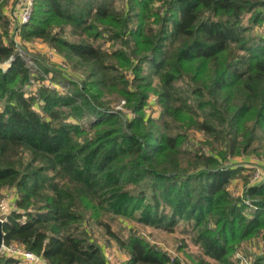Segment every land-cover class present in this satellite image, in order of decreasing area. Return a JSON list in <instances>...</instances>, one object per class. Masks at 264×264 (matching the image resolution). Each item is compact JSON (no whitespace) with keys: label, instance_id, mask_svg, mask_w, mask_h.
I'll return each instance as SVG.
<instances>
[{"label":"trees","instance_id":"16d2710c","mask_svg":"<svg viewBox=\"0 0 264 264\" xmlns=\"http://www.w3.org/2000/svg\"><path fill=\"white\" fill-rule=\"evenodd\" d=\"M116 2L32 0L15 23L82 75L52 67L61 93L24 90L35 75L0 5V191L14 192L2 243L46 264H180L141 234L118 237L107 218L120 217L169 232L183 223L193 264L239 263L240 243L259 237L246 264H264V0ZM151 95L158 117L144 112ZM190 131L203 140L183 149ZM90 221L126 259L111 261Z\"/></svg>","mask_w":264,"mask_h":264},{"label":"rangeland","instance_id":"374dc122","mask_svg":"<svg viewBox=\"0 0 264 264\" xmlns=\"http://www.w3.org/2000/svg\"><path fill=\"white\" fill-rule=\"evenodd\" d=\"M22 1L24 0H21L20 2H18L17 0H0V5L4 3V5L2 6V10H4V13H6L7 16H9V19L12 22L10 23L12 27L8 29L11 35V39L15 43V51L19 55H21L23 61H25L28 67V70L33 71L35 75L32 76L30 83L24 86V90H26V92H28V90L36 92L41 88L48 87L50 89L55 88L58 93L67 91V88L61 87V73H55L53 70L57 69L58 71H61V69H63L65 70V73L69 74L74 80H78L79 82L82 80V75L72 70L66 61L63 62V57L57 52L55 48L51 47L46 42H42V40L40 39L27 41L22 40L20 36V30L15 25L18 20L20 10H24V7L21 4ZM123 3L124 0H117V7L120 9ZM1 27L2 26L0 20V29H2ZM39 61H42L44 64L46 63V66L48 68L53 67L54 69L52 68V70H49L47 73H43L44 68L43 66H41V64L38 63ZM121 103H115L113 107H115L116 109H120ZM144 112L148 113L151 117L159 116L160 107L155 96L151 95L149 97L147 108L144 110ZM202 140L203 135L201 133L190 131L189 142H185V144L183 145V149L189 147L196 148L199 141ZM239 160L241 161V159ZM248 173H250V171L244 169L240 174V178H237L236 176L231 180L229 188L233 192H239L241 190L245 177H248ZM0 193H4L7 197V200H5V197H3V200L1 201V206L3 208H6L8 201H10L14 197V192L9 189H4L1 190ZM107 221L110 225L111 230L114 231L115 234L118 235V237L124 239L128 237V235L133 233L141 234L147 240H149L150 243H153L154 245H157L161 249L167 251L170 257L174 260H178L180 264H193L197 255L199 254L198 246L193 244L189 238V235L184 232L185 226L183 223H177L174 231L169 232L162 228L147 226L136 221L123 219L120 217H114L110 219L107 218ZM88 227L90 228L91 236L95 241L102 245L106 243L105 251L109 255L111 261L118 262L120 259L126 258V254L119 250L116 242L105 234V231L102 227L94 224L92 221L88 223ZM237 249H239V252H241L244 258L240 261L241 264H246L248 262L246 254L249 255L252 252V254L250 255L251 259L249 258V261H251L252 257L256 255L253 252L263 250L262 242L261 240H259V237L248 240V243L246 244L245 242H241ZM252 249H254V251ZM205 259L207 261L213 262L206 257Z\"/></svg>","mask_w":264,"mask_h":264},{"label":"built area","instance_id":"2783aa9c","mask_svg":"<svg viewBox=\"0 0 264 264\" xmlns=\"http://www.w3.org/2000/svg\"><path fill=\"white\" fill-rule=\"evenodd\" d=\"M31 5L32 0L23 1L22 6L24 7V10H20L17 20L19 24L26 23L29 20L31 13ZM3 209L4 208L0 205V210H2L1 214L3 213ZM2 219L0 218V221H2ZM0 255L5 257H13L16 260L15 264H46L41 257L30 251H26L22 246L15 243L8 245L1 243ZM236 257L241 260L244 259L241 253H237ZM240 261L239 263L235 262V264H241Z\"/></svg>","mask_w":264,"mask_h":264},{"label":"water","instance_id":"95a60500","mask_svg":"<svg viewBox=\"0 0 264 264\" xmlns=\"http://www.w3.org/2000/svg\"><path fill=\"white\" fill-rule=\"evenodd\" d=\"M0 218H3V215L0 216ZM2 231H1V221H0V247H1V243H2Z\"/></svg>","mask_w":264,"mask_h":264},{"label":"crops","instance_id":"0c3cea01","mask_svg":"<svg viewBox=\"0 0 264 264\" xmlns=\"http://www.w3.org/2000/svg\"><path fill=\"white\" fill-rule=\"evenodd\" d=\"M126 259V258H125Z\"/></svg>","mask_w":264,"mask_h":264}]
</instances>
